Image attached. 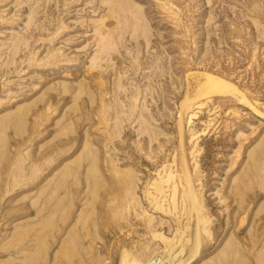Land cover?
<instances>
[{"label": "rangeland", "instance_id": "1", "mask_svg": "<svg viewBox=\"0 0 264 264\" xmlns=\"http://www.w3.org/2000/svg\"><path fill=\"white\" fill-rule=\"evenodd\" d=\"M166 247L264 264V0H0V258Z\"/></svg>", "mask_w": 264, "mask_h": 264}, {"label": "crops", "instance_id": "2", "mask_svg": "<svg viewBox=\"0 0 264 264\" xmlns=\"http://www.w3.org/2000/svg\"><path fill=\"white\" fill-rule=\"evenodd\" d=\"M158 251H156L155 253H157ZM29 255L30 256L27 259V261L29 262V264H45V263H39V262H37V257L35 256L36 254H35V251L34 250H32L31 253H29ZM150 259L151 258H148V259H144L143 258V263H146ZM0 264H22V263H18L17 262V259H15V257L11 256L9 258H0ZM52 264H62V263H52Z\"/></svg>", "mask_w": 264, "mask_h": 264}, {"label": "bare ground", "instance_id": "3", "mask_svg": "<svg viewBox=\"0 0 264 264\" xmlns=\"http://www.w3.org/2000/svg\"><path fill=\"white\" fill-rule=\"evenodd\" d=\"M211 87L214 89V91H216L217 90V92H219V90H218V88H220L219 87V85H217L215 82H213L212 83V85H211ZM211 88V89H212ZM173 219V218H172ZM177 229V228H176ZM205 232V231H204ZM156 236V235H155ZM157 237V236H156ZM173 242V241H172ZM195 243H196V245H195V249H196V251H198L199 250V246H200V236H199V231L197 230L196 231V235H195ZM192 245V244H191ZM176 247V246H175ZM192 247V246H191ZM167 248V254L169 253V252H171V250H169V248L168 247H166ZM161 251V250H160ZM159 251V252H160ZM158 252V253H159ZM157 253V254H158ZM181 253V250L179 251V252H177V253H174L173 254V256L175 255V258H177L178 256H177V254L179 255ZM196 256V255H195ZM131 263V262H130ZM128 264H129V262H128ZM134 264V263H133Z\"/></svg>", "mask_w": 264, "mask_h": 264}, {"label": "water", "instance_id": "4", "mask_svg": "<svg viewBox=\"0 0 264 264\" xmlns=\"http://www.w3.org/2000/svg\"><path fill=\"white\" fill-rule=\"evenodd\" d=\"M167 255V248L162 249L157 255L151 258L150 262L147 264H160L161 260L165 258ZM175 260V255L172 259V262ZM164 264H170L169 262L165 261Z\"/></svg>", "mask_w": 264, "mask_h": 264}]
</instances>
